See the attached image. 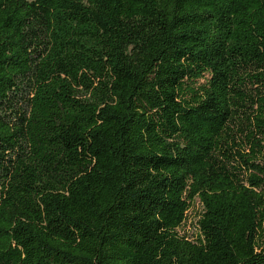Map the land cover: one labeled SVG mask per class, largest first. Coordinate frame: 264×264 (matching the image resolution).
<instances>
[{
    "label": "trees",
    "instance_id": "1",
    "mask_svg": "<svg viewBox=\"0 0 264 264\" xmlns=\"http://www.w3.org/2000/svg\"><path fill=\"white\" fill-rule=\"evenodd\" d=\"M0 264H264V0H0Z\"/></svg>",
    "mask_w": 264,
    "mask_h": 264
},
{
    "label": "rangeland",
    "instance_id": "2",
    "mask_svg": "<svg viewBox=\"0 0 264 264\" xmlns=\"http://www.w3.org/2000/svg\"><path fill=\"white\" fill-rule=\"evenodd\" d=\"M200 211V205L195 202L186 214V219L182 226L179 228V233H186L190 238H193L198 234L196 221L198 219V213Z\"/></svg>",
    "mask_w": 264,
    "mask_h": 264
}]
</instances>
